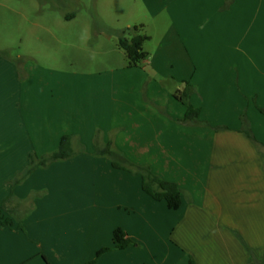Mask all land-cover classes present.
Wrapping results in <instances>:
<instances>
[{
	"label": "crops",
	"instance_id": "crops-1",
	"mask_svg": "<svg viewBox=\"0 0 264 264\" xmlns=\"http://www.w3.org/2000/svg\"><path fill=\"white\" fill-rule=\"evenodd\" d=\"M139 1V12L117 22L143 27L150 57L118 79L120 102L113 77H52L0 49V204L13 194V211L32 210L23 230L0 226V264H88L114 247L117 229L136 245L96 264H264V145L241 119L247 108L264 144V0L254 9L240 5L254 0ZM121 30L104 35L113 41ZM186 82L208 125L180 123L187 109L174 94ZM144 85L153 105L133 107L129 86ZM114 130L122 153L179 186L178 210L147 195L141 175L95 153V133H106L103 148ZM65 136L84 148L79 155L12 188L31 155L53 153Z\"/></svg>",
	"mask_w": 264,
	"mask_h": 264
},
{
	"label": "rangeland",
	"instance_id": "rangeland-1",
	"mask_svg": "<svg viewBox=\"0 0 264 264\" xmlns=\"http://www.w3.org/2000/svg\"><path fill=\"white\" fill-rule=\"evenodd\" d=\"M139 4V0H0V49L6 55L29 64L33 70L52 71L50 75L52 77L76 74L86 77L85 81L90 76L97 79L113 77L116 80L115 98L120 102L123 93L118 89V79L127 78L131 72L127 70L128 63L125 53L118 46L119 35L115 36L113 41H108L104 34L112 35L114 29L127 28L123 27V22L118 23L117 21L127 20L131 12L134 13L140 9ZM246 4L240 5L243 8L248 6L253 9L257 5L255 0L249 5ZM147 85L138 89H135V86H129V92L132 94L138 92L139 97L132 99L135 103L133 107L153 105L147 97ZM126 87L125 84L124 93L128 92ZM259 98L254 96L251 101L252 105L256 107ZM244 113L247 115V108L244 109L242 115ZM95 134L98 146L106 133ZM117 135V130L107 134L108 143H113L115 152L123 155L134 166L153 168L149 163H136L122 153L115 144ZM150 136L153 139L154 135L150 133H147V137L144 136V138L148 140ZM96 145L95 153L97 152ZM156 148H158V143ZM74 149L79 155L78 152L80 153L84 148L74 147ZM107 159L112 162L110 158L107 157ZM115 161L120 163V160ZM29 164L21 174L26 171ZM153 166L158 169V163H153ZM15 181L16 179L10 183L12 188L16 186ZM33 195L32 199L41 198L38 192ZM12 206L13 203L10 202L8 208L11 209ZM17 214L16 221L27 215L26 211L23 212L21 209Z\"/></svg>",
	"mask_w": 264,
	"mask_h": 264
},
{
	"label": "trees",
	"instance_id": "trees-1",
	"mask_svg": "<svg viewBox=\"0 0 264 264\" xmlns=\"http://www.w3.org/2000/svg\"><path fill=\"white\" fill-rule=\"evenodd\" d=\"M149 40L150 38L143 33L142 26L127 27L121 31L118 38V46L125 53L128 68L144 67L150 57V54L145 49V45ZM196 92V86L186 82L184 89L182 91H177L174 94V97L187 109L184 118L180 120L182 125H208L207 122L200 121L201 110L195 108L191 103V97ZM259 112L264 115V108H259ZM241 119L247 135L254 142L260 144L261 146L264 145L253 135L245 113L241 116ZM72 140L73 138L71 136L63 137L59 148L56 151L41 158L36 155H31L29 167L16 179L14 184H22L28 177L40 168H48L56 162L71 160L77 156V152H75L73 148ZM96 149L97 155L105 156L112 160V165L115 169L126 170L133 174L141 175L143 191L154 200L165 201L170 210H178L180 208L182 204V190L177 184L162 179L156 175L150 167L134 166L130 164L123 155L114 151L112 142H109L103 149L96 145ZM115 160H120V163ZM13 199L14 195L12 194L8 201L0 204V226L12 228L15 223H18V228L23 230L22 223L32 210L26 211L27 215L19 218L17 222V212L8 208L9 202ZM131 245H136V243L129 239L127 234L122 229H117L114 231V247L102 249L97 254L96 259L88 264H96L98 259L107 252L112 250H124ZM251 261L256 262L252 254Z\"/></svg>",
	"mask_w": 264,
	"mask_h": 264
}]
</instances>
